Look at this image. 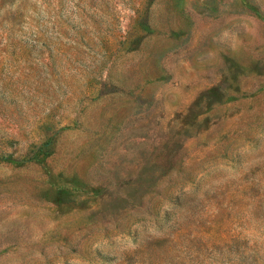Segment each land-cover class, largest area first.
I'll list each match as a JSON object with an SVG mask.
<instances>
[{
  "label": "rangeland",
  "instance_id": "1",
  "mask_svg": "<svg viewBox=\"0 0 264 264\" xmlns=\"http://www.w3.org/2000/svg\"><path fill=\"white\" fill-rule=\"evenodd\" d=\"M0 264H264V0H0Z\"/></svg>",
  "mask_w": 264,
  "mask_h": 264
}]
</instances>
